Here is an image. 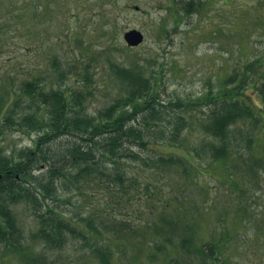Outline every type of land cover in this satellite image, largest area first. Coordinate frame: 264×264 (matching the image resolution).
Returning <instances> with one entry per match:
<instances>
[{"label":"rangeland","instance_id":"1","mask_svg":"<svg viewBox=\"0 0 264 264\" xmlns=\"http://www.w3.org/2000/svg\"><path fill=\"white\" fill-rule=\"evenodd\" d=\"M205 1L209 9L187 15L176 25L171 15L176 7L173 0H0V101L4 100L0 117L5 105L15 98L12 92L23 80L38 77L39 73L41 80L49 84L47 88L61 87L68 96L74 88L83 89L86 113H96L117 97L119 83L112 75L109 60L126 67L144 65L148 71L152 70L158 76V88L166 103L177 98L187 102L209 90L222 89V82L237 68L243 70L247 62L264 56V0ZM101 10L110 12L103 21L98 20ZM129 28L144 32V41L137 47L126 48L122 35ZM55 64L64 72L63 79V75L59 79L54 77ZM248 77L250 82L243 91L260 104L256 86L263 79L262 74L249 73ZM199 104L195 111L187 113L194 117L190 125L194 130L187 128L182 143L187 149L174 148L159 137L146 147H132L133 153L154 158L152 161L169 152L189 161H178L180 164L177 162L172 168L159 167L157 171L132 163L128 159L131 155L126 153L99 159L104 169L131 176V180L126 177L128 182L134 179L135 189L141 186L146 193L139 205L119 204L123 196H118L117 201L109 200L116 203L110 207L117 213V226L102 215L98 217L102 193H93L91 185L79 192L60 188L56 202L42 195L37 196L38 201L43 208L50 205L71 218L76 216L75 220L92 216V224L103 235L108 236L106 225H114L117 228L114 233L130 235L131 241L139 245L128 241L125 246L119 240L112 246L116 264H160L150 262L146 255L152 251L154 229L170 236L180 229L177 223L192 225L194 233L216 247L219 245L221 259L217 264H264V161L260 166L254 162L263 159L264 121L262 124L239 121L235 125L237 130L254 128L255 148L249 151L242 144L220 162L203 152L204 143L211 139L201 137L197 123L204 120L209 108L204 106L203 110ZM36 136L28 130L5 129L0 144L6 147L7 154H15L31 147ZM69 141L63 136L60 146L52 142L57 157ZM48 166L49 163H43L35 174L44 173ZM248 166L253 169H247ZM140 167L143 173L138 178ZM12 207L18 236L11 240V245L0 242V264H100L91 257V249L85 248L83 240L69 233L62 247L43 249L34 237L39 224L33 206L22 202ZM160 212L168 223L160 220ZM224 212L226 217L218 220L216 216ZM98 243L103 246L100 243L104 241ZM119 250L122 254H118ZM204 250L207 251L206 247ZM28 255L41 259L33 261ZM169 255L181 259L182 264H203L198 256L182 257L174 252Z\"/></svg>","mask_w":264,"mask_h":264},{"label":"trees","instance_id":"2","mask_svg":"<svg viewBox=\"0 0 264 264\" xmlns=\"http://www.w3.org/2000/svg\"><path fill=\"white\" fill-rule=\"evenodd\" d=\"M191 1L195 3L197 12L201 11L204 3L201 0ZM111 11L114 13L113 9ZM191 11L196 10L185 8L184 15H188ZM109 15L110 12L107 13V10H101L98 13V20L103 21ZM172 16L175 23L182 17L175 10ZM102 34L105 32L103 31ZM263 57L246 63L242 71H236L230 75L220 85L222 89L215 92L209 90L198 98H189L187 102L177 98V100L169 99L168 103L161 98L157 84L158 76H155L152 70L148 71V67L139 64L126 67L109 60L112 75L119 83L117 97L94 114H87L85 111L82 100L85 99L86 92L83 89L74 88L68 96L65 89L61 87L47 88L49 84L41 80L40 73L37 74L38 77L23 80L12 92L15 98L11 104L5 105L6 110L0 117V137L5 129L13 128L20 131L28 130L36 133L37 136L31 147L21 149L15 154H7L4 151L6 147L0 144V242L11 245L13 244L12 239L18 236L12 206L24 202L33 206L39 224L34 237L36 236V239L42 243L40 244L43 249L54 250L62 247L69 233L71 237L83 240L85 248L91 249L90 255L98 260V263L116 264V253L112 246L117 245L119 240L127 246L132 238L130 235H124L125 232L114 233L117 230L114 225H106L108 236L103 235L92 224V216H81L75 220L76 216L71 218L66 212L56 211L50 205L49 208L48 206L43 208L37 196L42 195L44 199L56 202L55 197L60 188L68 191L74 189L79 192L83 187L91 185L93 193H102L101 202L98 203V217L102 215L108 222L115 224L118 219L117 213L110 205L115 206L116 203H110L109 200L117 201L118 196H123L119 204L139 205L144 202L143 198L146 193L141 190V186L135 189L134 179L128 182L127 179L131 180V176L104 169L99 159L126 153L131 155L128 159L132 163L157 171L159 167L172 168L180 164L179 162H185L187 159L184 156H179L174 152L161 154L152 161L154 158L133 153L132 147H146L150 141L155 142V139L159 137L160 141L169 143L174 148L187 149V147H182V143L187 128L188 130L193 129L190 125L194 118L191 112L187 113L195 111L199 103L202 104L203 110L204 106L209 108L204 120L202 119L200 124L197 123L201 137L211 139L204 143L206 145L203 151L205 155H210L213 160L224 162L229 157L230 151L233 148H240L242 144L249 151L254 149L256 141L253 135L254 128L237 130L235 125L244 120H249L250 123L253 120L256 124H262L264 121L262 116L264 115ZM57 64L54 65V77L59 79L63 75V79L65 74ZM249 73L253 76L262 74L263 79H260L259 86H256L260 104L246 96L243 91L250 82ZM6 94L8 97L7 91ZM3 106L4 100L0 101V114ZM135 121L138 123L136 124ZM63 136L70 138V141L57 157L52 142L59 145V140ZM262 148L263 156L261 157L263 159H255L254 155L251 156L259 166L264 161V145ZM190 153L187 154L190 156ZM43 163H49L47 171L36 175L35 171L41 170ZM190 165L193 167L192 164ZM247 169L252 170L253 167L248 166ZM142 171L140 167L138 178L142 176ZM232 174H234V169H232ZM201 189L206 192V188L201 187ZM205 192H203L204 197ZM59 199L58 197L57 203ZM158 215L161 221L169 222L163 212ZM216 217L218 220L223 219L226 214L224 212ZM127 221L129 222V219ZM177 227L180 229L174 230L170 236H163L157 229H154L155 239H151L152 251L146 252L150 262L182 264L181 259L170 257L173 255H169V252L182 257L187 254L198 256L203 264L218 262L217 260L221 258L219 245L216 247L212 242L194 233L193 226L190 224L183 223V226H179L177 223ZM113 235L116 237L111 238ZM175 235L179 239H171ZM102 241L106 245L104 243H100L103 246L99 245L98 242ZM132 243L139 245L134 240ZM205 247L207 251L204 250ZM118 254L122 252L119 250ZM28 258L38 262L41 259L30 255Z\"/></svg>","mask_w":264,"mask_h":264},{"label":"water","instance_id":"3","mask_svg":"<svg viewBox=\"0 0 264 264\" xmlns=\"http://www.w3.org/2000/svg\"><path fill=\"white\" fill-rule=\"evenodd\" d=\"M124 39L129 45H137L142 41L143 35L140 31L131 29L124 33Z\"/></svg>","mask_w":264,"mask_h":264}]
</instances>
